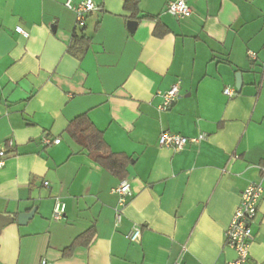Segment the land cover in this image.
I'll list each match as a JSON object with an SVG mask.
<instances>
[{
	"label": "crops",
	"instance_id": "1",
	"mask_svg": "<svg viewBox=\"0 0 264 264\" xmlns=\"http://www.w3.org/2000/svg\"><path fill=\"white\" fill-rule=\"evenodd\" d=\"M65 1L0 0V215L11 219L0 264H228L236 252L224 231L240 193L264 187V0H186L187 18L166 12L174 0H138L136 18L125 0H92L81 27ZM81 32L78 57L67 49ZM174 84L181 96L159 110ZM81 114L127 156L131 193L118 223L111 189L122 179L65 131ZM161 132L206 138L175 151L158 145ZM134 226L138 242L126 237ZM250 226L244 264H264L263 201ZM90 227L91 239L64 254Z\"/></svg>",
	"mask_w": 264,
	"mask_h": 264
},
{
	"label": "built area",
	"instance_id": "2",
	"mask_svg": "<svg viewBox=\"0 0 264 264\" xmlns=\"http://www.w3.org/2000/svg\"><path fill=\"white\" fill-rule=\"evenodd\" d=\"M64 5L69 9H74L76 12V25L81 27L84 25L85 15L96 9V5L92 0H81L77 5L72 4V0H66ZM166 12L176 18H187L191 15V9L186 0L170 1L166 5ZM16 31L24 36L27 32L20 26L16 27ZM247 55L254 58L255 55L251 51ZM223 93L228 97L234 95L231 87L226 86L223 88ZM181 92L178 84L172 85L166 92L162 93V101L158 106L159 110L167 109L178 97ZM206 138L205 133H200L195 137H186L181 134L171 132H161L158 136V145L161 147H169L178 151L182 149L189 142H198ZM44 144H57L59 138H50L43 136ZM9 145H12L9 141ZM5 151L0 150V168L4 165ZM264 172V167L262 168ZM43 185L47 186L48 182L44 181ZM112 193L118 195V205L115 211V219L118 223L121 218L122 208L126 202V197L130 195L131 188L129 180L124 178L111 189ZM260 201L264 202V187L261 182H249L240 193L237 207L231 215L229 223L224 231V240L227 246L232 247L236 252V258L229 261L228 264H244L249 258V247L252 239L251 223L257 215L258 204ZM65 203L56 198L52 210V219L58 220L64 216ZM140 227L134 226L132 230L126 235L127 239L131 242H138L140 238ZM40 264H51L46 258L41 259ZM173 264H180L175 261Z\"/></svg>",
	"mask_w": 264,
	"mask_h": 264
},
{
	"label": "trees",
	"instance_id": "3",
	"mask_svg": "<svg viewBox=\"0 0 264 264\" xmlns=\"http://www.w3.org/2000/svg\"><path fill=\"white\" fill-rule=\"evenodd\" d=\"M124 8L131 11V15L136 18L138 12V0H125ZM88 38L83 33H75L72 42L68 46V51L80 57L86 50ZM66 133L77 144L81 150H85L90 159L103 165L113 175L120 179L125 177V168L128 162L127 156L123 153L112 152L106 144L103 135L90 121L86 114L73 118L66 127ZM93 235V228L90 227L84 233L77 236L73 242L64 250V254L69 255L78 244L87 243Z\"/></svg>",
	"mask_w": 264,
	"mask_h": 264
},
{
	"label": "water",
	"instance_id": "4",
	"mask_svg": "<svg viewBox=\"0 0 264 264\" xmlns=\"http://www.w3.org/2000/svg\"><path fill=\"white\" fill-rule=\"evenodd\" d=\"M135 25H136V21H129L128 22V27L131 30L134 29ZM240 84H241V75H240V73H236L235 87L237 90L240 89ZM34 211H35V208L31 209L29 212L18 213L16 216V220H17L18 224H21V225L25 224V222L32 217ZM10 220L11 219L9 217H4V216L0 215V228L3 225H5L6 223H8Z\"/></svg>",
	"mask_w": 264,
	"mask_h": 264
}]
</instances>
